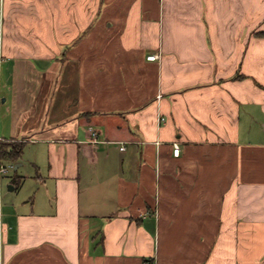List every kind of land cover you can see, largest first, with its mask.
I'll return each instance as SVG.
<instances>
[{
	"label": "crops",
	"instance_id": "crops-1",
	"mask_svg": "<svg viewBox=\"0 0 264 264\" xmlns=\"http://www.w3.org/2000/svg\"><path fill=\"white\" fill-rule=\"evenodd\" d=\"M0 6V264H264V0Z\"/></svg>",
	"mask_w": 264,
	"mask_h": 264
},
{
	"label": "built area",
	"instance_id": "built-area-1",
	"mask_svg": "<svg viewBox=\"0 0 264 264\" xmlns=\"http://www.w3.org/2000/svg\"><path fill=\"white\" fill-rule=\"evenodd\" d=\"M2 41H3V11H2V8L0 6V45H1ZM156 58H157L156 55H152V56L148 57V60L154 61V60H156ZM90 133H91L92 142H94V143L99 142V133L93 128H91ZM180 152H181L180 147L178 145H175V147H174V155L175 156H179ZM7 171H8V167L5 166L2 163L1 158H0V182H1V179H2L3 175ZM0 225H1V218H0ZM143 264H148V263L145 262Z\"/></svg>",
	"mask_w": 264,
	"mask_h": 264
},
{
	"label": "trees",
	"instance_id": "trees-1",
	"mask_svg": "<svg viewBox=\"0 0 264 264\" xmlns=\"http://www.w3.org/2000/svg\"><path fill=\"white\" fill-rule=\"evenodd\" d=\"M26 144L4 142L1 144L0 158L1 161H17L23 154ZM3 163V162H2Z\"/></svg>",
	"mask_w": 264,
	"mask_h": 264
},
{
	"label": "rangeland",
	"instance_id": "rangeland-1",
	"mask_svg": "<svg viewBox=\"0 0 264 264\" xmlns=\"http://www.w3.org/2000/svg\"><path fill=\"white\" fill-rule=\"evenodd\" d=\"M23 140L19 141V140H14V141H9L11 143H22Z\"/></svg>",
	"mask_w": 264,
	"mask_h": 264
}]
</instances>
